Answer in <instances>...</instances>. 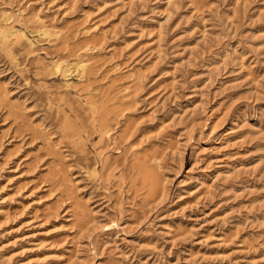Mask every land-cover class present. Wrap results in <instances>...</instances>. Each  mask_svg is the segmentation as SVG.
I'll list each match as a JSON object with an SVG mask.
<instances>
[{
  "label": "rangeland",
  "instance_id": "1",
  "mask_svg": "<svg viewBox=\"0 0 264 264\" xmlns=\"http://www.w3.org/2000/svg\"><path fill=\"white\" fill-rule=\"evenodd\" d=\"M0 264H264V0H0Z\"/></svg>",
  "mask_w": 264,
  "mask_h": 264
}]
</instances>
